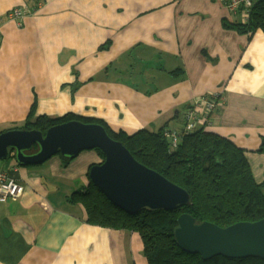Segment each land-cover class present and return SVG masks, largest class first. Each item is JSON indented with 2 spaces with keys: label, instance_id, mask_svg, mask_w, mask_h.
<instances>
[{
  "label": "crops",
  "instance_id": "0c3cea01",
  "mask_svg": "<svg viewBox=\"0 0 264 264\" xmlns=\"http://www.w3.org/2000/svg\"><path fill=\"white\" fill-rule=\"evenodd\" d=\"M226 2L0 0V134L27 117L66 113L128 134L179 130L194 111V127L243 149L264 186V154L255 153L264 139V34L225 28L243 23ZM15 8L29 14L12 20ZM120 111L125 126L111 119ZM98 163H86L84 186ZM37 166L0 160V173L24 187L0 203V264H148L137 233L87 224L68 178Z\"/></svg>",
  "mask_w": 264,
  "mask_h": 264
},
{
  "label": "trees",
  "instance_id": "16d2710c",
  "mask_svg": "<svg viewBox=\"0 0 264 264\" xmlns=\"http://www.w3.org/2000/svg\"><path fill=\"white\" fill-rule=\"evenodd\" d=\"M223 26L241 34L257 30L264 34V0L254 5L247 23L223 21ZM70 121L101 125L107 135L120 142L135 160L189 195L188 206L169 212L142 209L129 215L110 204L89 182L73 193L70 200L82 206L87 224L137 233L148 264H264L258 258L229 260L214 257L204 261L198 255L182 252L173 237L177 218L182 214L190 215L197 223L206 221L221 228L264 219L263 186L254 182L243 149L227 138L195 128L194 123L193 129L186 131L185 121L179 130L161 127L156 131L139 129L128 134L123 130H112L101 119L66 113L54 118L39 115L31 120L27 117L21 130L44 134L47 129ZM172 133L178 138L175 145L168 135ZM93 150L101 163L103 154L98 149ZM255 153L264 154V139Z\"/></svg>",
  "mask_w": 264,
  "mask_h": 264
},
{
  "label": "water",
  "instance_id": "95a60500",
  "mask_svg": "<svg viewBox=\"0 0 264 264\" xmlns=\"http://www.w3.org/2000/svg\"><path fill=\"white\" fill-rule=\"evenodd\" d=\"M93 149L100 150L104 158L89 168L88 181L124 213L134 215L142 209L169 212L189 205L184 189L135 160L99 124L70 121L44 134L18 129L0 134V160L12 157L21 167L43 164L55 155L71 161ZM176 223L174 241L186 254L198 255L204 261L214 257L264 261V219L221 228L206 221L197 223L190 215L182 214Z\"/></svg>",
  "mask_w": 264,
  "mask_h": 264
},
{
  "label": "built area",
  "instance_id": "2783aa9c",
  "mask_svg": "<svg viewBox=\"0 0 264 264\" xmlns=\"http://www.w3.org/2000/svg\"><path fill=\"white\" fill-rule=\"evenodd\" d=\"M258 1L259 0H227L226 8L229 13L233 15H240L244 24L248 22L249 13ZM28 14L29 12L24 8H15L8 13V17L12 20H18L23 19ZM216 105L217 103H208V111H213L216 108ZM193 115L194 111H190L185 115L186 131L193 129ZM168 135L172 139L173 145H175L178 139L177 135L175 133ZM23 193L24 187L21 184L10 179L4 173H0V203H5L8 199H17L21 197Z\"/></svg>",
  "mask_w": 264,
  "mask_h": 264
},
{
  "label": "rangeland",
  "instance_id": "374dc122",
  "mask_svg": "<svg viewBox=\"0 0 264 264\" xmlns=\"http://www.w3.org/2000/svg\"><path fill=\"white\" fill-rule=\"evenodd\" d=\"M123 115L124 119L122 121V118L120 119V116ZM113 123L119 126H125L130 119L129 115H127L126 111H120V113L116 116H114ZM56 159H59L61 161V164L59 168H55V161ZM88 160H91L92 163H98L99 157L94 152V150L89 151H83L81 152L75 159L71 161H64L59 155H55L50 160H47L43 164L37 166L42 167L41 169L49 168V172H51V175H57L61 179L62 177H67V187H68V193L71 191H77L79 188L83 187L86 183V163ZM54 161V162H50ZM67 163V165L65 164ZM59 173V174H58ZM83 175V176H82ZM48 177V176H47ZM46 177V178H47ZM64 180L62 179V183ZM63 186V185H62ZM262 191L264 193V186L262 187Z\"/></svg>",
  "mask_w": 264,
  "mask_h": 264
},
{
  "label": "bare ground",
  "instance_id": "6f19581e",
  "mask_svg": "<svg viewBox=\"0 0 264 264\" xmlns=\"http://www.w3.org/2000/svg\"><path fill=\"white\" fill-rule=\"evenodd\" d=\"M193 119L195 120V115H193Z\"/></svg>",
  "mask_w": 264,
  "mask_h": 264
}]
</instances>
